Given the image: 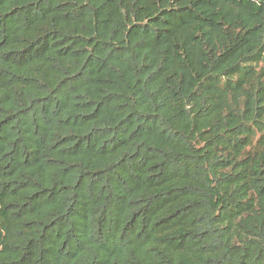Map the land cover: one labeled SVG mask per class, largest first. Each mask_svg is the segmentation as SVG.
I'll return each mask as SVG.
<instances>
[{"label": "trees", "instance_id": "obj_1", "mask_svg": "<svg viewBox=\"0 0 264 264\" xmlns=\"http://www.w3.org/2000/svg\"><path fill=\"white\" fill-rule=\"evenodd\" d=\"M0 264H264V0H0Z\"/></svg>", "mask_w": 264, "mask_h": 264}]
</instances>
